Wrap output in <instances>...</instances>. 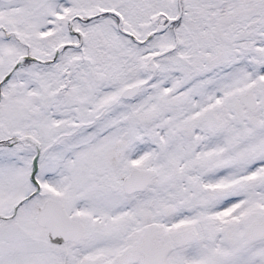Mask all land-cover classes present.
I'll return each mask as SVG.
<instances>
[{
    "label": "snow or ice",
    "instance_id": "snow-or-ice-1",
    "mask_svg": "<svg viewBox=\"0 0 264 264\" xmlns=\"http://www.w3.org/2000/svg\"><path fill=\"white\" fill-rule=\"evenodd\" d=\"M0 264H264V0H0Z\"/></svg>",
    "mask_w": 264,
    "mask_h": 264
}]
</instances>
